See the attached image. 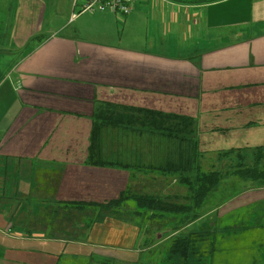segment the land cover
<instances>
[{
    "label": "rangeland",
    "instance_id": "1",
    "mask_svg": "<svg viewBox=\"0 0 264 264\" xmlns=\"http://www.w3.org/2000/svg\"><path fill=\"white\" fill-rule=\"evenodd\" d=\"M80 2L81 0H0V92L4 89L12 90L14 96L13 102L0 106L1 131L7 129L18 108L19 102H15L17 90L21 92L23 86L17 77L26 74L33 83L57 82L64 100L72 99L73 101L90 89L91 96L84 101L83 105H76V113L88 114L99 103L112 102L192 116L195 118L194 138L196 136L199 143H205L202 146L204 151L207 150L209 153L216 151L217 154L219 151L239 150L241 155L245 154L244 160L237 155L226 158L225 168L223 163L217 164L211 160L216 156H205L202 163L205 170L220 169L219 171L223 174L226 172L231 174L234 166L253 167L255 161L259 162L260 168L264 170V112L253 116L261 118V122L245 128L222 129L217 123H210V125L206 123L205 128H199L202 121V107L212 105L220 107L216 112L218 115L238 117L247 113L249 104L254 103V98L244 99L234 96L233 90L259 88V85L247 84V86L238 87V84H234L237 87H230L227 79L219 78L217 85L209 86L210 79L206 80L202 77L199 80L201 90L197 91L196 96L165 93L163 89L149 90L152 83H150L151 79L148 82L147 79L152 76L151 67L140 65L151 62V57L156 55L165 59L171 57L176 61L186 60L191 66L195 61L198 62L203 54L215 52V48H204L197 45L198 43H195V46L186 45L189 43L180 45L182 42L177 37H167L161 40L158 46L157 41L160 40V35L155 33L153 27H150V24H147L142 17L124 24V18L108 10L105 14L113 15L112 17L101 21H91L89 20L91 14L79 12ZM81 14L86 15L79 17ZM73 15L76 17L73 18ZM147 21L151 23L150 17ZM152 44L154 46H151ZM213 44L216 45L215 40ZM61 48L67 50L66 76L54 80H52L54 77L48 74L43 76L46 69L42 67V60L50 58V54H55L56 49L61 52ZM92 49L95 50L93 52L95 56L103 51L119 59L116 62H110L83 56L89 54ZM105 75L111 76L113 80L108 77L106 85L102 81H93ZM170 75L184 76L183 73ZM250 76L256 80L260 78V75L255 72H252ZM161 77H163L162 73L159 72L157 80ZM125 80H138L144 84L121 86ZM262 87L264 89V86ZM11 97L10 91L7 98ZM69 108L73 110L72 106ZM76 120L75 148L76 152H79L82 146L86 147V142L89 146L91 129L88 122ZM102 145L103 162L114 163L116 164L114 169L125 172L126 177H123L126 185L123 190L127 189L136 196H155L162 202L173 205L188 202L187 187L178 183L171 173L156 168L162 166L168 157L177 155L174 141L157 135H137L122 130H107L103 135ZM259 147H262V156L256 159L259 154L255 151ZM47 164L34 162L32 165L34 180L37 181V178L41 177L39 174L44 166H50ZM210 164L213 166L210 167ZM124 165L128 166V169L124 168ZM23 170L25 169H21V172ZM225 181L222 179L216 190L195 210L194 213L198 219L190 223L185 214L171 215L169 212L158 209H155L154 215L150 216L152 211L139 209L134 198L121 202L115 208H107L108 216L100 223L95 222L94 211H91L90 205L86 204H84L85 209H69L70 222L64 220L60 214L55 218V222L50 223L49 218L37 217L40 212H43L40 208H25L23 210L27 211V216L16 215L19 205L24 201L13 196L12 193H9V196L14 199L13 203L17 206L10 207L11 216H15L12 221L10 218L9 222L11 221L10 226L13 224V229L18 233H27V238L40 236L47 240L54 239L64 243H79V240L88 243L89 233L95 223L101 225L112 219L116 223L124 224L126 228L123 245L116 241L114 236V243L118 244V250L129 247L130 241L136 235L135 247L137 246L140 253L139 261L134 264H182L178 260L174 262L173 259L168 260L167 250L173 238L198 231V229L209 231L213 235L217 226L215 238L210 240L215 245L214 252L210 254L207 264H264V199L246 208L234 210L218 219V215L228 209V202L233 198L253 187L257 188L255 183L242 181L238 177L230 178V183ZM8 192L9 187L6 184L0 192V197ZM120 193L112 199H116ZM27 194L37 195L38 193L33 191ZM83 201L85 203L100 202L95 199H83ZM32 202L36 206V202ZM32 211L35 212L34 217L30 214ZM73 218L79 224H88V228H73ZM91 220H95L92 227ZM222 224H229L235 231L221 238L229 233L221 231ZM105 228L106 226L102 227V229ZM90 242L94 241L90 239ZM205 257L204 254L203 260ZM80 261L81 258L77 254L75 256L67 254L60 257L58 264H80ZM92 261L96 262L95 259Z\"/></svg>",
    "mask_w": 264,
    "mask_h": 264
},
{
    "label": "crops",
    "instance_id": "2",
    "mask_svg": "<svg viewBox=\"0 0 264 264\" xmlns=\"http://www.w3.org/2000/svg\"><path fill=\"white\" fill-rule=\"evenodd\" d=\"M98 12L89 15V20L101 21L113 16L105 14V11ZM82 15L86 14H81L79 17ZM119 16L125 19L124 24L142 17L150 27H153L154 32L160 35L158 46L161 40L167 37H177L182 42L180 45L189 43L186 45L195 46V43H198L197 45L204 48H215V52L203 54L201 59L191 66L186 60L176 61L171 57L165 59L156 55L151 57V62L140 65L151 67L152 76L147 79V82L151 79L150 83H152L149 90L163 89L165 93L196 96L197 91L201 90L199 80L202 77L206 80L210 79L209 86L217 85L219 78H225L232 83H228L230 87L259 85V88L233 90L234 96L244 99L254 98V103L249 104L247 113L238 117L218 115L216 112L220 107L214 105L202 107L203 114L201 113L202 121L199 128H205L206 123L208 125L217 123L222 129L229 130V128H245L262 121L261 118L253 116L264 112L262 87L264 86V0H219L206 4L198 2L189 4L173 0H133L131 12L126 16ZM149 17L151 23L147 21ZM214 40L216 45L213 44ZM94 51L92 49L89 54L83 56L110 62L119 59L103 51L95 56ZM66 53L67 50L64 48H61V52L56 49V53L50 54V58L43 59L42 67L46 69L43 76L47 74L53 76L52 80L66 76ZM159 72L163 77L157 80ZM252 72L260 75V78L253 79L250 76ZM171 73H183L184 76L176 77L170 75ZM108 77L113 80L111 76L105 75L93 81H102L106 85ZM17 79L23 86L21 92L17 90L20 96L17 95L15 100L19 102L18 108L7 129L0 130V192L6 184L9 187L8 194L0 197V264H58L60 257L67 254L73 256L77 254L81 258L80 264H94L106 260L116 261L118 264H134L138 261L140 253L137 246L135 247L136 235L130 241L129 247L118 250L114 236L116 241L123 245L126 228L124 224L116 223L112 219L101 225L95 224L89 233L88 243L85 241L64 243L40 236L27 238L26 234L15 231L13 224L10 227L9 219L15 216H11L10 207L17 205L13 203L14 199L9 193L24 201L19 205L16 215L27 216V211L23 210L25 208H40L44 211L58 201L95 199L107 202L115 198L126 185L124 180L126 175L123 170L85 164L87 142L86 147L82 146L80 151L76 152V119L88 122L91 129L92 111L88 114L76 113L75 107L77 104L83 105L84 101L89 99L90 89L73 101L64 100L57 82L33 83L26 74L19 75ZM138 83L144 84L138 80H125L121 86ZM10 91L12 97L7 98ZM10 91L4 89L0 92V106L14 101L13 91ZM70 106L73 110H70ZM199 145L202 152L200 161L202 168L205 156L217 157L223 152L209 153L203 150L204 142ZM211 160L219 164L217 158ZM34 162H45L50 165L42 168L39 174L41 177L38 176L37 181L33 179ZM225 165L223 163V166ZM212 166L213 164H210V167ZM21 169L25 170L21 172ZM230 178H234L233 175L225 176V182L230 183ZM33 191L38 194H27ZM262 199H264V187L246 190L233 198L232 202H228V209L219 214L218 218ZM32 201L36 202V206ZM30 214L35 216L34 211ZM105 226L106 228L102 229ZM90 239L94 242H90ZM93 259L96 262H93Z\"/></svg>",
    "mask_w": 264,
    "mask_h": 264
},
{
    "label": "trees",
    "instance_id": "3",
    "mask_svg": "<svg viewBox=\"0 0 264 264\" xmlns=\"http://www.w3.org/2000/svg\"><path fill=\"white\" fill-rule=\"evenodd\" d=\"M177 2L195 4V3H211L219 0H173ZM91 131L89 137V146L87 151L86 165L93 167L115 168L114 163H104L102 158V136L107 130H122L132 134L142 135H157L174 141L176 144V156L168 157L162 166L156 167L158 170L171 173L178 181L187 187L189 196L188 202L180 205L164 203L160 198L151 195H133L127 189L123 190L116 199H111L107 202H92L85 203L81 201H63L54 202L52 207L45 209L37 216L38 218H49V222H55L60 214L64 220L69 219V209H85L84 204L90 205L91 211H94L91 220V227L96 223L102 222L107 216V208H115L121 202H126L134 198L139 209L144 211H152L158 209L164 212H169L171 215L185 214L188 223L198 219L195 215V210L199 208L208 196L214 192L226 175H233L242 181H249L256 184V187L264 186V170L261 169L259 162L253 167L234 166V171L231 174L226 172L223 174L218 171H205L200 166L202 152L195 133V118L192 116L178 115L174 113H166L153 109H144L138 107L125 106L119 103L102 102L99 103L90 115ZM259 159L262 156V147L256 149ZM232 155L245 158V154L241 155L239 150H229L221 152L216 158L219 164L225 163L226 158ZM175 159V160H174ZM226 165L224 166V168ZM229 167V166H228ZM126 168V166H124ZM61 209V210H59ZM111 217V215L109 216ZM11 221L14 217H10ZM222 218V217H221ZM218 218V219H221ZM62 219V221H63ZM9 222V224L11 223ZM219 221V220H218ZM95 223V224H96ZM88 224L78 223L73 218V228H88ZM11 227V226H10ZM90 230V229H88ZM222 232H229L225 236H229L235 229L228 225L222 224ZM26 233V232H25ZM210 233V234H209ZM217 226L214 229L213 235L209 231H194L186 235L174 237L168 251V260H178L182 264H207L209 257L214 252V244L210 242L211 238H215ZM27 234V233H26ZM84 240H79L82 242ZM206 255L203 260V255ZM139 261V258H138ZM137 261V262H138ZM135 262V263H137ZM95 264H117L116 261L106 260Z\"/></svg>",
    "mask_w": 264,
    "mask_h": 264
},
{
    "label": "built area",
    "instance_id": "4",
    "mask_svg": "<svg viewBox=\"0 0 264 264\" xmlns=\"http://www.w3.org/2000/svg\"><path fill=\"white\" fill-rule=\"evenodd\" d=\"M133 9V0H82L80 2V13L93 14L111 10L119 15L126 16ZM76 15H73L75 18Z\"/></svg>",
    "mask_w": 264,
    "mask_h": 264
}]
</instances>
